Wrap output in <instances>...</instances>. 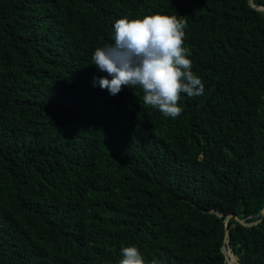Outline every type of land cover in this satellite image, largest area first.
<instances>
[{
  "label": "trees",
  "instance_id": "trees-1",
  "mask_svg": "<svg viewBox=\"0 0 264 264\" xmlns=\"http://www.w3.org/2000/svg\"><path fill=\"white\" fill-rule=\"evenodd\" d=\"M156 13L186 21L204 84L181 94L175 119L139 86L110 95L92 59L118 19ZM26 193L52 209L3 231ZM263 209L264 11L249 0H0V264H118L133 245L146 264H227L216 212L251 224L231 219L229 243L241 264H264Z\"/></svg>",
  "mask_w": 264,
  "mask_h": 264
},
{
  "label": "clouds",
  "instance_id": "clouds-1",
  "mask_svg": "<svg viewBox=\"0 0 264 264\" xmlns=\"http://www.w3.org/2000/svg\"><path fill=\"white\" fill-rule=\"evenodd\" d=\"M185 28L186 21L176 15L156 13L118 19L114 24V43L93 53L94 65L111 77H101L100 87L115 96L125 86L132 89L139 86L146 104L166 117H178L182 113L179 106L182 93L188 97L204 94L202 80L192 71L191 53L184 47ZM27 195L30 193L24 194L20 218L8 221L3 231L19 226L25 219L31 220L27 224L36 225L46 218L40 214H48L52 209L47 198L33 199ZM120 256L118 264H146L134 245L122 247Z\"/></svg>",
  "mask_w": 264,
  "mask_h": 264
},
{
  "label": "water",
  "instance_id": "water-1",
  "mask_svg": "<svg viewBox=\"0 0 264 264\" xmlns=\"http://www.w3.org/2000/svg\"><path fill=\"white\" fill-rule=\"evenodd\" d=\"M249 3H250V5L253 7V8H255L256 10H261V11H264V7H262V6H257V5H254L253 4V0H249ZM219 216H222V217H224V223L226 224V234H227V238H226V240H225V246H223L222 247V253L226 256V249L227 250H230V251H232V249H231V246H230V243H229V239H228V232H229V230H228V223L230 222V220L231 219H234V220H236V221H238L239 223H241V224H243V225H245L244 223V221H242V220H239L237 217H235L234 215H227V216H224L222 213H220V212H216ZM262 213L264 214V209H263V211H262ZM232 256L233 257H235L234 256V254H233V252H232ZM227 258V257H226ZM236 258V257H235ZM227 263H228V259H227ZM235 264H241L240 262H239V260H238V258H236V262H235Z\"/></svg>",
  "mask_w": 264,
  "mask_h": 264
},
{
  "label": "bare ground",
  "instance_id": "bare-ground-1",
  "mask_svg": "<svg viewBox=\"0 0 264 264\" xmlns=\"http://www.w3.org/2000/svg\"><path fill=\"white\" fill-rule=\"evenodd\" d=\"M231 254H232V251H231ZM226 256H227V258H228L229 260L232 261L233 264H235V262H236L235 257L232 256V258H231L230 256H228V255H227V251H226ZM232 259H233V260H232ZM229 264H230V263H229Z\"/></svg>",
  "mask_w": 264,
  "mask_h": 264
},
{
  "label": "rangeland",
  "instance_id": "rangeland-1",
  "mask_svg": "<svg viewBox=\"0 0 264 264\" xmlns=\"http://www.w3.org/2000/svg\"><path fill=\"white\" fill-rule=\"evenodd\" d=\"M245 225H247V226H251V224H246V223H244ZM256 224V223H255ZM227 264H229V263H227Z\"/></svg>",
  "mask_w": 264,
  "mask_h": 264
}]
</instances>
